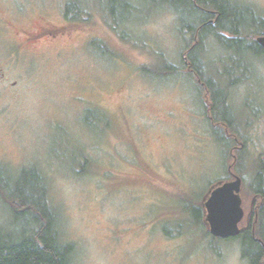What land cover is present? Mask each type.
<instances>
[{"label": "rangeland", "instance_id": "obj_1", "mask_svg": "<svg viewBox=\"0 0 264 264\" xmlns=\"http://www.w3.org/2000/svg\"><path fill=\"white\" fill-rule=\"evenodd\" d=\"M233 1L264 21V0ZM71 2L85 11L77 21L65 15ZM125 2L0 0V18L25 14L27 31L53 25L16 68L18 86L9 93L0 87V187L19 191L23 170L43 177L59 240L73 244L71 264H248L239 239L209 234L204 208L200 219L196 207L236 174L242 227L253 220L250 207L257 211L252 186L264 155V54L240 50L260 36L247 38L258 23H240L247 43L231 49L213 35L203 40L199 57L210 85L223 93L234 83L226 89L233 116L224 113L234 131L216 133L209 95L184 66L194 41L185 25L197 30L200 13L183 2ZM2 51L0 42V58ZM221 135L236 140L225 145ZM28 217L13 215L0 196L2 233L20 237Z\"/></svg>", "mask_w": 264, "mask_h": 264}, {"label": "trees", "instance_id": "obj_2", "mask_svg": "<svg viewBox=\"0 0 264 264\" xmlns=\"http://www.w3.org/2000/svg\"><path fill=\"white\" fill-rule=\"evenodd\" d=\"M125 1V6L130 8L127 0ZM160 2H165L169 5L183 2L186 4L188 10L195 11L196 9H200L201 11L199 12H203L202 15L198 16V20L200 19V24L203 22L205 24H202L197 30H195L196 27L190 28L194 41L189 45L188 49L186 48L187 51L183 54L184 66L200 82L199 89L201 91L204 90L209 95V102L206 108L207 115L213 124V129L218 133L222 128L226 132L230 131L231 135V132L233 133L234 131L233 125H231V121L227 120L224 113L228 112V114L233 116L231 106L228 103L226 89L233 86L234 83H231V81L226 83L223 93H220L221 89L218 87V84L211 86V78L205 76L199 54L202 50L203 40L209 35H213L218 43L227 49L233 48L240 42L247 43L245 38L239 37L241 34L239 24L243 21L242 15L232 12L228 0H160ZM207 9H217L220 11L221 19H218V23L209 24L207 22L208 17L206 18V12L204 13V10L206 11ZM83 14H85V11L82 6L75 5L73 2L66 5L65 15L68 19L77 21ZM209 15L213 16L212 14ZM251 18L255 22V25L258 23V27L247 38H252L254 35H264V26H260L264 24V21L261 19L257 21L258 18L255 16V13H252ZM194 35L196 36L194 37ZM249 44L247 43V46ZM245 48H242L240 51L248 50L254 53L258 51L264 54V50L256 43L255 39L248 46V49ZM168 67H170V70L166 72H172L174 68L172 66ZM160 73L154 72L155 75H159ZM217 139L225 145L233 144L236 140L235 138H226L223 135L218 136ZM242 151L243 149H240V152L238 151L236 159L241 158ZM235 164L236 161L231 163L230 168L234 167ZM255 168L252 190L259 204L257 206L258 219L254 235L249 229L242 227L239 236L230 238L239 239L241 256L248 264H264V251L262 247V244H264V182L262 180L264 155L259 156ZM32 173L35 176L33 170H23L21 172L19 179L23 181V184L19 191L11 192L0 187V196L7 203L11 213L15 216L26 214L29 216L28 220L32 222L28 228L22 231L20 237L16 239L0 231V264H71L73 244L61 243L59 240L56 229V214L48 204L45 181L41 175L38 176L39 178L36 176V178L32 177ZM242 202L244 205L243 198ZM195 206L193 205L194 209ZM196 210L201 219L203 211L201 203L200 206L196 207ZM242 221L240 222V226H242ZM253 237H257L258 240H255Z\"/></svg>", "mask_w": 264, "mask_h": 264}, {"label": "flooded vegetation", "instance_id": "obj_3", "mask_svg": "<svg viewBox=\"0 0 264 264\" xmlns=\"http://www.w3.org/2000/svg\"><path fill=\"white\" fill-rule=\"evenodd\" d=\"M228 4L232 8L233 13L238 14L239 12L241 13L244 12V15L246 18L244 22L243 21L241 22V26H244L245 28L247 25L249 26L248 28L253 27V24L249 23V19L253 20L251 18L252 13H253L252 9L248 8L245 5L238 4V2L234 3L233 0H228ZM195 11L194 12L197 14V16H198V13H201L200 15H202L203 13V12H199L201 11L200 9L199 10L196 9ZM205 12H206V18L208 17L207 22L209 24H212V23L216 24V22L218 23V19L220 18L219 10L207 9L206 11L204 10V13ZM209 14H212L213 18ZM24 15L25 14L18 15L19 17L11 16L10 18H4V17L0 18V29L4 28V29H8L9 31L14 30L16 33L15 35L10 36L9 38L6 37L7 34L6 35H4V33L0 34V42L3 45V51L1 52L2 57L0 58V87L2 90H6V92L8 93L13 91L18 86V83L20 81V79L18 78L20 77V74L16 68L20 64L23 63L24 59L29 58V49L32 46L39 44L43 38L49 36L48 34H51L50 31L53 29V25L41 23L39 24V27L35 29V30L38 29L36 32L27 31L23 24L24 21H26L25 20L26 17ZM248 16H250V18H248ZM40 17L41 19L44 18L42 15ZM199 20H197L198 25H199L198 27L202 26V24H205L204 22L200 24ZM185 27H187V30H190V28L193 26H191L190 24H186ZM51 36L57 37L56 33L52 34ZM14 69L16 70V74H14L13 72ZM21 79H23V77H21ZM231 176L233 177L232 174ZM242 207H243V202H242ZM243 210H244V216H246L244 207H243ZM250 212L252 213L253 220L252 222L250 221L243 228L249 229L251 233L254 235L258 215H257L256 209L254 210L252 206L250 207ZM240 222H239V228L241 231L242 226H240ZM263 222H264V216H263ZM263 228H264V224H263ZM253 238L255 240H258L257 237H253ZM262 247L264 251V244H262Z\"/></svg>", "mask_w": 264, "mask_h": 264}, {"label": "water", "instance_id": "obj_4", "mask_svg": "<svg viewBox=\"0 0 264 264\" xmlns=\"http://www.w3.org/2000/svg\"><path fill=\"white\" fill-rule=\"evenodd\" d=\"M256 43L264 49V35L256 38ZM233 179L219 181L203 197L205 211L203 223L208 232L217 238L236 237L240 233L239 222L244 216L240 195L242 180L232 174Z\"/></svg>", "mask_w": 264, "mask_h": 264}, {"label": "bare ground", "instance_id": "obj_5", "mask_svg": "<svg viewBox=\"0 0 264 264\" xmlns=\"http://www.w3.org/2000/svg\"><path fill=\"white\" fill-rule=\"evenodd\" d=\"M41 169V168H40Z\"/></svg>", "mask_w": 264, "mask_h": 264}]
</instances>
